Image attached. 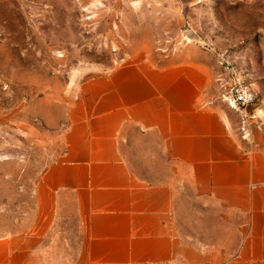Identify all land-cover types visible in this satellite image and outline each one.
I'll list each match as a JSON object with an SVG mask.
<instances>
[{"label": "crops", "instance_id": "crops-1", "mask_svg": "<svg viewBox=\"0 0 264 264\" xmlns=\"http://www.w3.org/2000/svg\"><path fill=\"white\" fill-rule=\"evenodd\" d=\"M64 133L32 210L0 229V264H264V133L253 146L241 139L204 61L124 64L87 79ZM151 144L175 165L174 182L133 170L127 156L151 165ZM187 194L240 221L238 247L182 233Z\"/></svg>", "mask_w": 264, "mask_h": 264}, {"label": "rangeland", "instance_id": "rangeland-1", "mask_svg": "<svg viewBox=\"0 0 264 264\" xmlns=\"http://www.w3.org/2000/svg\"><path fill=\"white\" fill-rule=\"evenodd\" d=\"M181 59L209 65L213 100L238 130L223 99L235 83L258 94L248 111L258 105L264 116V0H0V229L32 210L36 181L65 150L68 103L83 82L124 64ZM157 151L151 144V165L145 154L127 158L142 178L174 182L175 165ZM188 195L182 233L194 240L199 228L202 240L238 247L240 221Z\"/></svg>", "mask_w": 264, "mask_h": 264}, {"label": "built area", "instance_id": "built-area-1", "mask_svg": "<svg viewBox=\"0 0 264 264\" xmlns=\"http://www.w3.org/2000/svg\"><path fill=\"white\" fill-rule=\"evenodd\" d=\"M223 99L228 107L238 113L241 137L252 146L255 144L254 126L264 123V116L259 114L258 105L254 106L255 109L252 114L248 111L250 106L257 104L258 94L249 85L238 82L223 94Z\"/></svg>", "mask_w": 264, "mask_h": 264}, {"label": "bare ground", "instance_id": "bare-ground-1", "mask_svg": "<svg viewBox=\"0 0 264 264\" xmlns=\"http://www.w3.org/2000/svg\"><path fill=\"white\" fill-rule=\"evenodd\" d=\"M259 111H261L259 108H258Z\"/></svg>", "mask_w": 264, "mask_h": 264}]
</instances>
